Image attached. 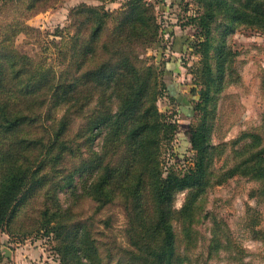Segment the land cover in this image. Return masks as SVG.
<instances>
[{
  "label": "trees",
  "instance_id": "16d2710c",
  "mask_svg": "<svg viewBox=\"0 0 264 264\" xmlns=\"http://www.w3.org/2000/svg\"><path fill=\"white\" fill-rule=\"evenodd\" d=\"M16 1L23 21L0 24V236L23 232L16 227L23 212L40 202L36 226L55 235L62 264H105L93 221L74 211L83 200H92L99 213L119 201L127 212L129 264H191L199 244L195 227L212 217L205 214L211 190L242 177L259 182L264 198V122L232 143H213L219 97L241 83L229 39L240 29L264 32V0H197L203 12L192 20L202 41L187 39L201 55L195 70L201 96L192 107L197 119L187 130L192 165L171 163L166 176L163 149L180 126L158 101L169 90L181 109L186 102L174 92L182 83L170 88L142 58L159 43L156 6L129 0L114 12L75 7L73 34L48 65L19 53L13 40L37 32L26 20L58 0ZM173 62L167 75L175 72ZM64 191L68 206L60 199ZM185 192L178 210L177 197ZM212 221L211 258L235 248L224 223Z\"/></svg>",
  "mask_w": 264,
  "mask_h": 264
},
{
  "label": "rangeland",
  "instance_id": "374dc122",
  "mask_svg": "<svg viewBox=\"0 0 264 264\" xmlns=\"http://www.w3.org/2000/svg\"><path fill=\"white\" fill-rule=\"evenodd\" d=\"M10 1L0 0L2 25L19 19L23 10L16 0L13 3ZM128 1L58 0L46 11L26 20L37 32L29 35L19 34L13 40V48L37 63L53 64L59 46L67 42L73 34L70 14L75 7L88 4L102 6L114 12L120 10ZM147 1L156 6L161 31L159 43L148 49L142 58L163 73V80L170 88L182 83L174 92L181 95L178 100L186 102L182 110L180 104L171 98L173 93H169V90L158 101L160 111L180 126L175 140L167 142L163 149L162 162L166 176L171 163L178 162L180 169L184 163L192 165L187 130L191 122H196L197 114L192 112V107L201 96V90L195 83V70L200 66L201 55L190 46L185 53L176 54L175 57L181 60L180 63L173 62L171 58L175 53L172 40L175 34L172 35L167 30L174 28L173 32L190 36L195 44L201 43V32L193 20L202 14L203 7L197 0H180L177 4H172L171 0ZM229 40L234 51L238 53L236 65L241 75V83L231 85L219 97L213 133V143L217 145L232 143L244 132L259 129L264 122V32L240 29L233 33ZM172 62L175 63V72L167 75L166 64ZM225 162L223 158L218 162V166L224 165ZM228 164L231 166L233 161H228ZM259 188L260 183L257 181L237 177L210 191L205 214L209 213L212 217L203 219L195 227L199 232V244L191 252V264H264V198L257 194ZM252 193H255V196H252ZM186 194L187 192L178 195L176 209L183 207ZM60 199L68 206L69 196L66 191L60 193ZM39 203L29 204L23 212V220L20 219V223L16 225L17 228L22 226L23 232L16 233L13 238L6 232L1 234L0 252L4 260L0 264H62L56 250L55 235L46 236L36 226ZM74 212L76 218L93 221L100 254L105 264L130 263L131 256L128 251L131 247L126 233L127 212L121 202L117 201L99 213L92 200H83ZM212 218L224 223L235 248L232 252L224 251L211 258L208 255V245L213 226ZM5 248L11 251V258L6 257ZM27 248L34 254H25ZM16 254L19 258H16Z\"/></svg>",
  "mask_w": 264,
  "mask_h": 264
},
{
  "label": "crops",
  "instance_id": "0c3cea01",
  "mask_svg": "<svg viewBox=\"0 0 264 264\" xmlns=\"http://www.w3.org/2000/svg\"><path fill=\"white\" fill-rule=\"evenodd\" d=\"M172 1V4L173 1L175 0H171ZM166 10H168L169 8L167 7H164ZM173 29H169L167 30L168 33L170 34H175L173 40H172V43H173V51L175 53V55H173V59H178L180 60L179 58L175 57L176 54H179V53H185L186 51H188L190 45H189V42H187V39H192L190 36L186 35V34H180V33H177V32H173ZM193 41V39H192ZM175 61V60H174ZM24 252H26L25 254L27 255H32L34 253H32V251H29V249L27 248ZM18 257V254H16V258ZM19 258V257H18Z\"/></svg>",
  "mask_w": 264,
  "mask_h": 264
},
{
  "label": "water",
  "instance_id": "95a60500",
  "mask_svg": "<svg viewBox=\"0 0 264 264\" xmlns=\"http://www.w3.org/2000/svg\"><path fill=\"white\" fill-rule=\"evenodd\" d=\"M4 251H5L6 257L11 258V251L9 249H6V248L4 249Z\"/></svg>",
  "mask_w": 264,
  "mask_h": 264
},
{
  "label": "built area",
  "instance_id": "2783aa9c",
  "mask_svg": "<svg viewBox=\"0 0 264 264\" xmlns=\"http://www.w3.org/2000/svg\"><path fill=\"white\" fill-rule=\"evenodd\" d=\"M158 1V0H157Z\"/></svg>",
  "mask_w": 264,
  "mask_h": 264
}]
</instances>
